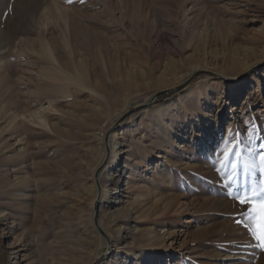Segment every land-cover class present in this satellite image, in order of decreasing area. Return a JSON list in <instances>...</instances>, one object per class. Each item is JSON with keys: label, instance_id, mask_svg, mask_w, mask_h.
I'll return each mask as SVG.
<instances>
[{"label": "rangeland", "instance_id": "rangeland-1", "mask_svg": "<svg viewBox=\"0 0 264 264\" xmlns=\"http://www.w3.org/2000/svg\"><path fill=\"white\" fill-rule=\"evenodd\" d=\"M23 2L0 0V264H264L229 196L264 185V0ZM235 140L256 168L229 186Z\"/></svg>", "mask_w": 264, "mask_h": 264}, {"label": "snow or ice", "instance_id": "snow-or-ice-1", "mask_svg": "<svg viewBox=\"0 0 264 264\" xmlns=\"http://www.w3.org/2000/svg\"><path fill=\"white\" fill-rule=\"evenodd\" d=\"M69 3L72 0H68ZM264 149V145L261 146ZM222 154L219 164L221 169L228 168L229 186L237 183V170L244 176H251L256 168L252 162L253 156L251 150L248 155L244 154V149L238 140L228 141L224 147L219 149ZM231 157V159H230ZM259 162L260 171L264 172V151L255 157ZM229 196L240 210L241 220L235 221L238 224H246L247 231L251 238L257 242V246L264 249V185L260 187L259 192L246 186L244 183H238L235 192H229Z\"/></svg>", "mask_w": 264, "mask_h": 264}, {"label": "bare ground", "instance_id": "bare-ground-1", "mask_svg": "<svg viewBox=\"0 0 264 264\" xmlns=\"http://www.w3.org/2000/svg\"><path fill=\"white\" fill-rule=\"evenodd\" d=\"M23 3H24L23 5H25V7L27 8V0H24ZM51 4H52V3H51ZM51 6H53L54 8H57L56 3H53ZM24 9H25V8H24ZM43 50H44V53H45L46 57H47V58H48V59H49L54 65H57V59H56L55 55L53 54L51 48H49L48 46H45ZM3 64H4V63H3ZM0 69H1V68H0ZM187 76H189V74H185L181 80L187 78ZM75 79L78 80V81L81 82V83L85 82L82 76H76ZM236 87H237V97H238L239 94H240V92H241L240 84H237ZM259 87H261V86H258V88H259ZM152 99H153V98H152ZM152 99H151V101H152ZM151 101H150V102H151ZM36 107H37V108H36V110H35V114H36L37 117H36L35 119L38 121V122H37L38 124L45 126V122H44L43 117H42V116H43V113L41 112L44 108H43V106L40 105V104H37ZM124 186H125V187H124ZM126 186H128V183H127L126 180H124L122 185H120L119 187H116V188H115V191L113 192V195H115V194H119V193H121V192H124L125 189L127 188ZM123 187H124V188H123ZM98 222H99V220H98ZM112 247H114V245H111V246H110V248H112ZM106 254H107V253L105 252V253H104V257L106 256ZM105 259H106V257H105ZM137 264H138V263H137Z\"/></svg>", "mask_w": 264, "mask_h": 264}, {"label": "water", "instance_id": "water-1", "mask_svg": "<svg viewBox=\"0 0 264 264\" xmlns=\"http://www.w3.org/2000/svg\"><path fill=\"white\" fill-rule=\"evenodd\" d=\"M167 92H169V91H167ZM161 93H162V92L157 93V95L152 99V101H154L158 96H160ZM152 101H151V102H152Z\"/></svg>", "mask_w": 264, "mask_h": 264}]
</instances>
